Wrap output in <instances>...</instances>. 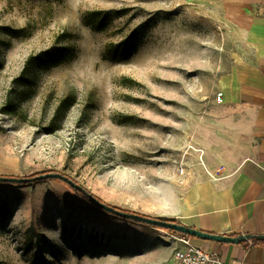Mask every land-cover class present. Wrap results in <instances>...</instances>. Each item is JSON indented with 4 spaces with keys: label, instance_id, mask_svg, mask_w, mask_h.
<instances>
[{
    "label": "rangeland",
    "instance_id": "obj_1",
    "mask_svg": "<svg viewBox=\"0 0 264 264\" xmlns=\"http://www.w3.org/2000/svg\"><path fill=\"white\" fill-rule=\"evenodd\" d=\"M205 10L203 0H0V176L54 172L115 209L176 216L179 138L211 104L204 61L235 51L219 48L233 29ZM97 11L110 13L103 30ZM59 48L60 58L38 61ZM35 182L0 183V264H177L181 234Z\"/></svg>",
    "mask_w": 264,
    "mask_h": 264
},
{
    "label": "crops",
    "instance_id": "obj_2",
    "mask_svg": "<svg viewBox=\"0 0 264 264\" xmlns=\"http://www.w3.org/2000/svg\"><path fill=\"white\" fill-rule=\"evenodd\" d=\"M203 1L205 17L236 35L219 48L235 51L204 61L211 104L196 108L179 138L172 218L210 234L264 235V0ZM196 244L225 263L264 264V245Z\"/></svg>",
    "mask_w": 264,
    "mask_h": 264
},
{
    "label": "water",
    "instance_id": "obj_3",
    "mask_svg": "<svg viewBox=\"0 0 264 264\" xmlns=\"http://www.w3.org/2000/svg\"><path fill=\"white\" fill-rule=\"evenodd\" d=\"M48 179H58L65 183H67L72 189L76 191H83V188L79 185L74 183L73 181L67 179L66 177L57 174V173H47L43 175H39L32 178H10V177H3L0 176V183H22L25 184L27 182H34V181H42ZM88 201L93 204L97 209L111 214L117 218H122L126 220H132L138 223H144L145 225L152 226V227H160L168 230L175 231L181 235L189 236L192 238H197L203 241H212L218 243H226V244H237L241 242H250L253 239L264 240V235H238L236 237H230L225 235H216L206 233L194 228L187 227L183 224H175L167 221H159L155 218H148V217H141L137 214H130L119 211L105 203H101L97 199H95L91 194H85Z\"/></svg>",
    "mask_w": 264,
    "mask_h": 264
},
{
    "label": "trees",
    "instance_id": "obj_4",
    "mask_svg": "<svg viewBox=\"0 0 264 264\" xmlns=\"http://www.w3.org/2000/svg\"><path fill=\"white\" fill-rule=\"evenodd\" d=\"M92 18H93V22L96 18H98V21H97V26L96 28H99V30H103L106 25L108 24V22L111 20V17H110V13L109 12H101V11H97L95 14L92 15ZM93 27V26H92ZM94 28V27H93ZM137 32V31H136ZM20 31H14L13 34L15 36H17L16 34H19ZM136 34L134 32H132L127 39H125L122 43H121V47L118 49V55L122 57V59L124 60H127L129 59L133 53L135 52V49H136V41H135V37L137 39V35L135 36ZM62 50L61 48L57 49L55 52H45L44 55L41 56V58L38 59L39 62H43V61H52L54 59H58L62 56ZM44 130H47L49 132H51L50 129H44ZM46 173H54V172H42V173H37V174H34L32 176H29L28 178H31V177H36V176H39L41 174H46ZM70 179V178H68ZM55 181H58V182H61L63 184H65L70 190H72L74 192V194L78 195L80 198H82L86 203L90 204L91 206H93L91 203H89L88 199L86 198V193L88 194L89 192L84 189V192L82 191H76L74 189H72L67 183L61 181V180H58V179H53ZM71 180V179H70ZM32 183H36L35 181L32 182ZM32 183H26V184H22V183H8L6 182L5 184L7 185H10V186H13V187H20V186H25V185H28V184H32ZM98 201L101 202V200L99 198H96ZM117 209V208H116ZM119 210V209H117ZM119 211H122V212H125V213H132V212H127V211H124V210H119ZM135 214V213H133ZM139 215V214H137ZM141 217H146L144 215H139ZM149 218V217H148ZM156 220H159V221H167V222H171V223H175V224H180V222H178L177 220L171 218V219H167L165 217H158V218H155ZM131 222L135 223V224H138V225H144V223H138V222H135V221H132L130 220ZM154 228H157V229H160V230H164V231H168L170 233H176L175 231H172V230H168V229H164V228H160V227H154ZM189 237V236H188ZM190 240L192 237H189ZM241 243H245V244H248V242H241ZM250 245L251 246H259V245H264V240H258V239H253L250 241Z\"/></svg>",
    "mask_w": 264,
    "mask_h": 264
},
{
    "label": "built area",
    "instance_id": "obj_5",
    "mask_svg": "<svg viewBox=\"0 0 264 264\" xmlns=\"http://www.w3.org/2000/svg\"><path fill=\"white\" fill-rule=\"evenodd\" d=\"M221 95L220 92L217 93V99ZM174 241L180 245V248L175 250L173 257L177 264H241L239 262H223L217 254L205 251L194 245L188 236L174 237Z\"/></svg>",
    "mask_w": 264,
    "mask_h": 264
}]
</instances>
